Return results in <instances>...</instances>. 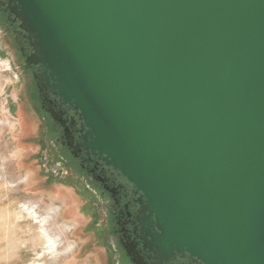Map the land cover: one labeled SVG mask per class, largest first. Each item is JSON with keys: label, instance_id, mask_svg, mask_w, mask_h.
I'll use <instances>...</instances> for the list:
<instances>
[{"label": "water", "instance_id": "1", "mask_svg": "<svg viewBox=\"0 0 264 264\" xmlns=\"http://www.w3.org/2000/svg\"><path fill=\"white\" fill-rule=\"evenodd\" d=\"M40 92L141 193L160 261L264 264V0H5Z\"/></svg>", "mask_w": 264, "mask_h": 264}, {"label": "rangeland", "instance_id": "2", "mask_svg": "<svg viewBox=\"0 0 264 264\" xmlns=\"http://www.w3.org/2000/svg\"><path fill=\"white\" fill-rule=\"evenodd\" d=\"M27 83L0 43V264H109L86 190L52 172Z\"/></svg>", "mask_w": 264, "mask_h": 264}, {"label": "flooded vegetation", "instance_id": "3", "mask_svg": "<svg viewBox=\"0 0 264 264\" xmlns=\"http://www.w3.org/2000/svg\"><path fill=\"white\" fill-rule=\"evenodd\" d=\"M0 43L14 49L21 76L28 82L27 93L44 123L43 137L49 140V151L56 159L51 161L57 165L52 172L60 178L65 174L90 197L88 203L97 215L99 238L109 264H204L186 253L160 261L145 247V240L149 239L141 221V193L118 171L81 147L85 130L73 108L50 92L39 91L34 75L38 76L41 69L23 67L32 50L6 9L5 0H0Z\"/></svg>", "mask_w": 264, "mask_h": 264}, {"label": "built area", "instance_id": "4", "mask_svg": "<svg viewBox=\"0 0 264 264\" xmlns=\"http://www.w3.org/2000/svg\"><path fill=\"white\" fill-rule=\"evenodd\" d=\"M10 70H11V68H10V67H8V72H10Z\"/></svg>", "mask_w": 264, "mask_h": 264}]
</instances>
